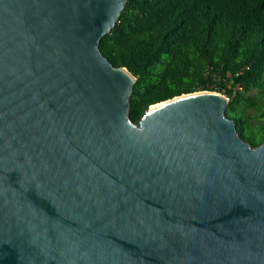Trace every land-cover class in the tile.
<instances>
[{
  "label": "water",
  "instance_id": "1",
  "mask_svg": "<svg viewBox=\"0 0 264 264\" xmlns=\"http://www.w3.org/2000/svg\"><path fill=\"white\" fill-rule=\"evenodd\" d=\"M125 2L0 0V264H264V139L214 90L133 121Z\"/></svg>",
  "mask_w": 264,
  "mask_h": 264
},
{
  "label": "trees",
  "instance_id": "2",
  "mask_svg": "<svg viewBox=\"0 0 264 264\" xmlns=\"http://www.w3.org/2000/svg\"><path fill=\"white\" fill-rule=\"evenodd\" d=\"M99 48L136 77L133 121L152 103L214 90L240 136L263 141L264 0H126Z\"/></svg>",
  "mask_w": 264,
  "mask_h": 264
},
{
  "label": "rangeland",
  "instance_id": "3",
  "mask_svg": "<svg viewBox=\"0 0 264 264\" xmlns=\"http://www.w3.org/2000/svg\"><path fill=\"white\" fill-rule=\"evenodd\" d=\"M222 93V92H221Z\"/></svg>",
  "mask_w": 264,
  "mask_h": 264
}]
</instances>
